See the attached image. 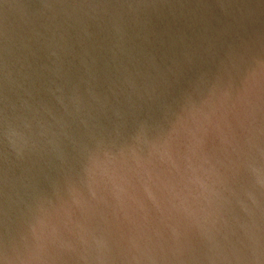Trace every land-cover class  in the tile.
Instances as JSON below:
<instances>
[{
  "label": "water",
  "instance_id": "95a60500",
  "mask_svg": "<svg viewBox=\"0 0 264 264\" xmlns=\"http://www.w3.org/2000/svg\"><path fill=\"white\" fill-rule=\"evenodd\" d=\"M0 264H264V0H0Z\"/></svg>",
  "mask_w": 264,
  "mask_h": 264
}]
</instances>
